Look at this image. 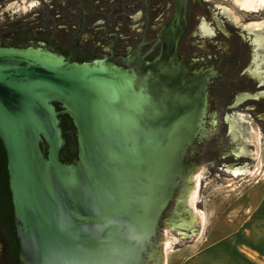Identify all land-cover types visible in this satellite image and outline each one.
<instances>
[{
    "label": "water",
    "instance_id": "95a60500",
    "mask_svg": "<svg viewBox=\"0 0 264 264\" xmlns=\"http://www.w3.org/2000/svg\"><path fill=\"white\" fill-rule=\"evenodd\" d=\"M64 2L0 19L2 264H166L213 182L255 168L254 34L221 18L235 55L214 72L191 44L222 0Z\"/></svg>",
    "mask_w": 264,
    "mask_h": 264
},
{
    "label": "crops",
    "instance_id": "0c3cea01",
    "mask_svg": "<svg viewBox=\"0 0 264 264\" xmlns=\"http://www.w3.org/2000/svg\"><path fill=\"white\" fill-rule=\"evenodd\" d=\"M246 195L244 209L218 219L205 232L204 244L180 264H264V185Z\"/></svg>",
    "mask_w": 264,
    "mask_h": 264
},
{
    "label": "flooded vegetation",
    "instance_id": "af4514ba",
    "mask_svg": "<svg viewBox=\"0 0 264 264\" xmlns=\"http://www.w3.org/2000/svg\"><path fill=\"white\" fill-rule=\"evenodd\" d=\"M54 1H58L64 6V8L75 9V5L65 3L64 1L69 0H45V6L49 9H53ZM9 3L8 10L4 6ZM239 5V3H238ZM220 8V7H219ZM0 14H6V19H22L28 18L32 15L36 7V0H3L0 3ZM244 10V9H241ZM11 11V12H10ZM248 12V10H244ZM220 18L216 19L211 12L208 16L201 19L198 23V31L193 38L199 37L198 40L192 42L191 46H201L202 48H212L214 51L205 54H196L191 56L190 60L201 61L205 59V64L211 63L214 72H221L219 69L220 61H225L232 63L235 53L230 54V47L226 44H215L213 42V37H218V30L225 33L227 36L235 37V35L227 28L226 20H221V18H229L230 26L236 27L239 31L254 34V37H249L245 40V43H253L255 52L252 53L251 63L256 62V67L251 65L250 71H242V75H249L252 78L258 80L262 85H264V7L259 10H253L254 15L241 17H232L231 14L225 9H220ZM253 24L260 25L262 28L254 27ZM258 28V29H257ZM218 29V30H217ZM1 256V254H0ZM0 264H2L0 258Z\"/></svg>",
    "mask_w": 264,
    "mask_h": 264
},
{
    "label": "rangeland",
    "instance_id": "374dc122",
    "mask_svg": "<svg viewBox=\"0 0 264 264\" xmlns=\"http://www.w3.org/2000/svg\"><path fill=\"white\" fill-rule=\"evenodd\" d=\"M223 5L220 2L216 3L218 7L212 11L216 19L220 18V9L225 8L232 17H245L253 16L254 12L244 11L238 5V0H222ZM242 1V0H239ZM9 3L4 8L8 9ZM220 7V8H219ZM3 12V9L0 10ZM11 12V11H10ZM6 14H0V19H6ZM255 16V15H254ZM264 185V142L258 147V156L255 163L254 170L248 175L240 176V180L237 183H215L213 182L212 188L206 193L203 199V208L197 209L195 214L201 217V234L202 236H190L187 244L183 249H179V245L182 244V240H177L167 249V261L166 264H180L183 258L195 249L201 247L204 244L205 232L217 223V220H221L224 216L226 218H233L237 216L239 210H243L241 207L245 196L252 189H257ZM197 212V213H196ZM204 212V213H203ZM205 215V217H204ZM205 218V219H204ZM229 220V219H228Z\"/></svg>",
    "mask_w": 264,
    "mask_h": 264
},
{
    "label": "bare ground",
    "instance_id": "6f19581e",
    "mask_svg": "<svg viewBox=\"0 0 264 264\" xmlns=\"http://www.w3.org/2000/svg\"><path fill=\"white\" fill-rule=\"evenodd\" d=\"M237 2L239 3V7L241 9L248 10V11H253V10H256L257 11L260 8H263L264 7V0H242V1H239L238 0ZM253 25H254V27H258V28H260L262 26V24H260V25L253 24ZM196 210H194V213L193 214H195V211Z\"/></svg>",
    "mask_w": 264,
    "mask_h": 264
}]
</instances>
